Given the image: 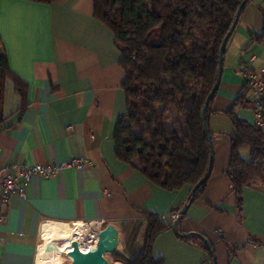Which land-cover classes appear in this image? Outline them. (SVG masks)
<instances>
[{"label": "crops", "instance_id": "0c3cea01", "mask_svg": "<svg viewBox=\"0 0 264 264\" xmlns=\"http://www.w3.org/2000/svg\"><path fill=\"white\" fill-rule=\"evenodd\" d=\"M252 32L261 36L252 39ZM0 44L23 82L20 94L12 76L4 81L0 166L70 157L92 163L48 178L33 175L25 196L11 197L0 222V264H36L45 221L119 222L129 236L127 258L138 253L142 211L171 223L169 213L179 211L190 188L164 189L116 156L113 130L126 105L125 73L112 31L93 16V0H0ZM244 68L264 77V0L245 3L226 41L206 115L211 170L178 223L180 231H196L212 242L215 264H264V186H244L238 204L225 173L233 129L226 112L245 90ZM234 110L252 121L250 108ZM239 153L247 158L248 147ZM200 241L183 239L171 227L154 238L152 251L163 264H213Z\"/></svg>", "mask_w": 264, "mask_h": 264}, {"label": "trees", "instance_id": "16d2710c", "mask_svg": "<svg viewBox=\"0 0 264 264\" xmlns=\"http://www.w3.org/2000/svg\"><path fill=\"white\" fill-rule=\"evenodd\" d=\"M241 1L93 0V16L112 31L125 73L126 105L113 130L115 154L164 189L191 188L208 168L210 151L201 108L215 82L220 43ZM251 36L258 39L261 33ZM7 76L23 94V82L11 72L0 44V121ZM244 82L245 90L226 112L233 129L228 134L231 154L225 173L238 204L244 186H264V130L234 110L236 105L252 110ZM208 111L209 106L206 115ZM244 146L249 149L247 158L239 153ZM142 214L141 249L124 257L125 264H163V257L153 254L152 243L171 223L152 211ZM199 244L212 262L208 248L202 241Z\"/></svg>", "mask_w": 264, "mask_h": 264}, {"label": "water", "instance_id": "95a60500", "mask_svg": "<svg viewBox=\"0 0 264 264\" xmlns=\"http://www.w3.org/2000/svg\"><path fill=\"white\" fill-rule=\"evenodd\" d=\"M247 1L248 0H242L239 3L236 9V12L234 14V17L232 19V22L227 32L222 38V41L219 46V51H218L217 74H216L215 82L211 90L205 97L204 103L201 108V120H202L203 130L206 135L208 146H209V151H210V161H209L208 168L206 172L204 173V175L190 188V192L187 196L186 201L179 209L178 215L176 216V218L171 222V227L173 231L179 237L195 236L199 238L204 243V245L208 248L210 254L212 255L213 264H215V259L213 256V250L211 248V244L209 240L204 235L196 231H186V232L180 231L178 223L182 215L184 214L188 204L192 201L196 189L207 180L210 170H211L212 145H211L210 130L206 122V109L215 91L217 90V87H218V84L221 78L223 51L225 48L226 41L228 37L230 36L231 32L233 31L238 21L241 10ZM51 245L52 244L47 245V248L51 247ZM129 249H130V241H129V236H128L126 228L121 223L116 222V221H104L100 227V230L98 232V236H97V239H96V242L93 248L89 250H82L79 247L77 241L72 240L71 248L66 252V256L70 258V261L68 264H113L106 257L107 253H115V254H118L120 256L127 258Z\"/></svg>", "mask_w": 264, "mask_h": 264}, {"label": "built area", "instance_id": "2783aa9c", "mask_svg": "<svg viewBox=\"0 0 264 264\" xmlns=\"http://www.w3.org/2000/svg\"><path fill=\"white\" fill-rule=\"evenodd\" d=\"M243 75L252 99V122L264 130V101H262V98H264V77L256 75L248 68L243 69ZM91 164L85 157H70L57 163L0 166V222L5 221L7 218L5 209L8 207L11 197L13 195L25 196V186L33 175L48 178L56 175L64 168H82ZM177 215L178 212L169 213L170 222ZM103 222L101 219L80 221L89 229V234L82 241L87 246L86 250L94 247ZM216 233L221 234L220 230H216Z\"/></svg>", "mask_w": 264, "mask_h": 264}, {"label": "bare ground", "instance_id": "6f19581e", "mask_svg": "<svg viewBox=\"0 0 264 264\" xmlns=\"http://www.w3.org/2000/svg\"><path fill=\"white\" fill-rule=\"evenodd\" d=\"M88 234L89 229L84 224L78 222L70 225L69 223L57 221H45L41 228V238L43 241L37 247L39 256L36 257L35 263L60 264L63 260L61 254H66L71 248L72 240H76L79 247L82 250H86L87 246L82 241L86 239L85 237ZM47 242H52L51 247L47 248ZM67 259H69V263L70 258L68 257Z\"/></svg>", "mask_w": 264, "mask_h": 264}, {"label": "rangeland", "instance_id": "374dc122", "mask_svg": "<svg viewBox=\"0 0 264 264\" xmlns=\"http://www.w3.org/2000/svg\"><path fill=\"white\" fill-rule=\"evenodd\" d=\"M75 222H78L80 223V221H75ZM75 222H70L69 224L70 225H73L75 224ZM86 226V225H85ZM130 255V254H127V256ZM61 257H63V260L61 261L60 264H67L68 263V260L67 259L68 257H66V254H61ZM106 257L109 259V261L111 262H118V261H124V257L123 256H120L118 254H115V253H107L106 254ZM130 258V257H129ZM62 259V258H61ZM125 263V261H124Z\"/></svg>", "mask_w": 264, "mask_h": 264}]
</instances>
